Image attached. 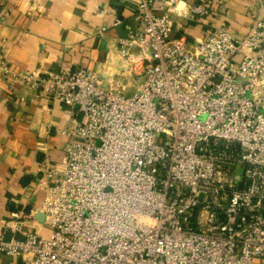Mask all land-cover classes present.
Masks as SVG:
<instances>
[{
  "label": "built area",
  "instance_id": "1",
  "mask_svg": "<svg viewBox=\"0 0 264 264\" xmlns=\"http://www.w3.org/2000/svg\"><path fill=\"white\" fill-rule=\"evenodd\" d=\"M212 8L136 0L116 50L122 72L141 78L128 96L100 71L21 72L0 55L2 81L69 106L74 123L63 168L38 181L48 236L3 232L0 254L24 264H264V0L242 36L173 35V17L196 22Z\"/></svg>",
  "mask_w": 264,
  "mask_h": 264
},
{
  "label": "crops",
  "instance_id": "2",
  "mask_svg": "<svg viewBox=\"0 0 264 264\" xmlns=\"http://www.w3.org/2000/svg\"><path fill=\"white\" fill-rule=\"evenodd\" d=\"M191 4L197 0H184ZM262 0H213L207 17L187 22L173 17V35L195 44L211 29L244 35ZM136 0H0V55L21 72H53L61 65L100 71L124 91L138 77L116 57L126 25H134ZM264 16V14H263ZM116 20L121 24L116 25ZM117 74V75H116ZM141 79V78H140ZM139 84V83H138ZM136 85V87L138 86ZM19 83L0 79V234L17 230L48 236L41 206L42 174L65 163L63 131L72 128L71 108ZM0 264H24L0 254Z\"/></svg>",
  "mask_w": 264,
  "mask_h": 264
},
{
  "label": "rangeland",
  "instance_id": "3",
  "mask_svg": "<svg viewBox=\"0 0 264 264\" xmlns=\"http://www.w3.org/2000/svg\"><path fill=\"white\" fill-rule=\"evenodd\" d=\"M138 77H140V76H138ZM140 81H141V79L139 78L137 84L140 83ZM136 85L126 88L124 91H122V93L126 96L131 95L135 91ZM253 264H258V263L254 262Z\"/></svg>",
  "mask_w": 264,
  "mask_h": 264
}]
</instances>
